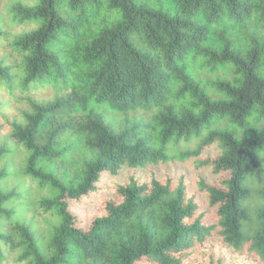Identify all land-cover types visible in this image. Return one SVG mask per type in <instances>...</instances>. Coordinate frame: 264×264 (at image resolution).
Segmentation results:
<instances>
[{"label": "trees", "instance_id": "obj_1", "mask_svg": "<svg viewBox=\"0 0 264 264\" xmlns=\"http://www.w3.org/2000/svg\"><path fill=\"white\" fill-rule=\"evenodd\" d=\"M7 12L24 28L0 21V263L264 264V0ZM188 162L194 192L136 175Z\"/></svg>", "mask_w": 264, "mask_h": 264}, {"label": "rangeland", "instance_id": "obj_2", "mask_svg": "<svg viewBox=\"0 0 264 264\" xmlns=\"http://www.w3.org/2000/svg\"><path fill=\"white\" fill-rule=\"evenodd\" d=\"M8 2L9 0H0V21L2 22V24L9 30H11L12 32H19L24 28V25H14L11 23L9 14L7 12V7H8ZM1 51V50H0ZM38 96H51L52 95V91L50 90H41L39 92H37ZM36 94V95H37ZM8 114L14 115L16 114V109L12 106L11 109L7 112ZM217 151L215 149L211 150V153L215 154ZM156 170V174L163 178L166 179L167 175H170V177L173 178V184L176 185L179 182V179L181 177V175H183L185 177L184 182L185 184H189L190 188H192L191 190L194 192L196 191L195 189V181L197 180V171L194 170L193 168V164H190L189 162L185 165H180V164H172V165H167V166H156L153 168H145V169H141L136 171V175L138 177H140L142 180L148 179L150 177L151 172H153L152 170ZM204 174L207 173L206 170L203 171ZM133 171L132 170H127L124 171L121 176L118 178L119 180H126L128 178L129 175H132ZM95 205L93 199H91L89 202H86L85 205L82 206V210L85 212L86 215H90V213L93 211V206ZM210 251H212V249H204V251H202L201 253L197 254L198 259H200L201 261L209 258L210 257ZM207 253V254H205ZM234 259H239V255L238 253L234 255ZM191 263V262H190ZM188 263V264H190ZM0 264H12L11 260H8L5 263H0ZM192 264H198V262H192Z\"/></svg>", "mask_w": 264, "mask_h": 264}]
</instances>
